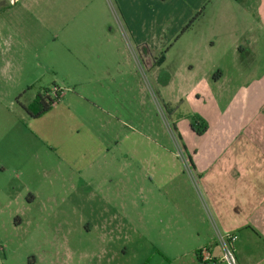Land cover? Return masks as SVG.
Returning <instances> with one entry per match:
<instances>
[{"label": "rangeland", "instance_id": "rangeland-1", "mask_svg": "<svg viewBox=\"0 0 264 264\" xmlns=\"http://www.w3.org/2000/svg\"><path fill=\"white\" fill-rule=\"evenodd\" d=\"M47 1L0 0V264H194L203 219L215 201L231 207L228 184L199 183L189 162L211 104L182 95L193 72L176 51L151 66L104 52L87 71L76 48L89 42L74 35L116 50L111 0L107 14L98 0ZM54 87L58 100L32 118Z\"/></svg>", "mask_w": 264, "mask_h": 264}, {"label": "crops", "instance_id": "crops-1", "mask_svg": "<svg viewBox=\"0 0 264 264\" xmlns=\"http://www.w3.org/2000/svg\"><path fill=\"white\" fill-rule=\"evenodd\" d=\"M47 2L50 7L68 3ZM110 2L119 25L113 32L119 42L116 50L99 48L95 34L74 35L80 44L89 42L86 49L76 48L87 60V71L91 67L92 73L102 70L99 55L104 52H135L151 66L149 58L160 56L154 61L160 64L176 51L183 70L193 72L189 81H194L182 95L211 104V116L208 110L201 118L205 142L189 162L199 183H206L209 176L216 185L228 184L225 192L231 207L222 212L215 201L213 217L203 219L194 264H207L203 251L208 252L211 264H227L222 260L223 242L237 264H264V0ZM97 4L101 14H107V2L98 0ZM208 92L216 96L210 100ZM234 152H249V156L236 159L231 155ZM251 246L261 250L248 254L245 249Z\"/></svg>", "mask_w": 264, "mask_h": 264}, {"label": "trees", "instance_id": "trees-1", "mask_svg": "<svg viewBox=\"0 0 264 264\" xmlns=\"http://www.w3.org/2000/svg\"><path fill=\"white\" fill-rule=\"evenodd\" d=\"M191 24V23H190ZM190 26V25H188ZM56 98L60 97V94H61V91L59 89L56 88ZM57 98V99H58ZM54 104V100H50L49 103L45 104L44 103V100H43V97H42V94L41 93H38L36 96H35V99L33 100L32 103H30L28 109H27V112L30 114V116L32 118H38L40 117L41 115H43L44 113L50 111V109L52 108ZM203 130H205V126L203 125V123L201 125H199ZM197 133H199L200 131L196 130Z\"/></svg>", "mask_w": 264, "mask_h": 264}, {"label": "built area", "instance_id": "built-area-1", "mask_svg": "<svg viewBox=\"0 0 264 264\" xmlns=\"http://www.w3.org/2000/svg\"><path fill=\"white\" fill-rule=\"evenodd\" d=\"M54 91H56V89H54ZM230 239H233V237H231ZM229 240V239H228ZM224 243V254H223V258L222 260L225 261L227 264H235V258L232 254V251L229 249V247H227V244L225 242ZM204 253H206L205 255V261H207V264H211L210 260L208 259V252L207 251H203Z\"/></svg>", "mask_w": 264, "mask_h": 264}, {"label": "flooded vegetation", "instance_id": "flooded-vegetation-1", "mask_svg": "<svg viewBox=\"0 0 264 264\" xmlns=\"http://www.w3.org/2000/svg\"><path fill=\"white\" fill-rule=\"evenodd\" d=\"M54 89H56V87H54L52 90L51 89H48V90L44 89L41 92H39L42 94V97H43L45 104L49 103L50 100L51 101L54 100V102L58 100L57 99L58 97L56 98V94H55L56 91H54Z\"/></svg>", "mask_w": 264, "mask_h": 264}]
</instances>
